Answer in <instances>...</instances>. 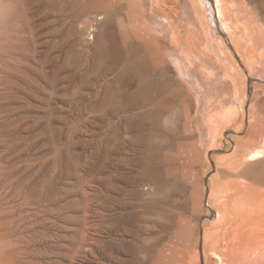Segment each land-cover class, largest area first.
Masks as SVG:
<instances>
[{"label": "rangeland", "instance_id": "1", "mask_svg": "<svg viewBox=\"0 0 264 264\" xmlns=\"http://www.w3.org/2000/svg\"><path fill=\"white\" fill-rule=\"evenodd\" d=\"M181 1L157 0L156 15L152 16L151 6L139 23L144 34H132V38L125 30L132 17L120 3L0 0V264H139L144 255L136 247L160 232L166 218L162 206H190L189 191L181 178L167 186L156 180L152 187L160 184V188L157 186V192L152 188L149 196L143 188L145 161L151 166L158 156L169 152L167 147L175 146L171 140L175 144L185 140L175 134L173 110L148 117L144 106L149 94L156 100L170 93L174 83H184L192 93L183 79L189 78L190 68L173 44V30L180 48L193 53L207 50L212 64H205L211 71L216 69L212 75L216 80L212 79L209 86L214 104L226 91L231 94L226 92L227 98L232 99L233 92L220 34L196 15L194 1L184 0L194 9L188 7L190 15H183ZM237 3L246 18L252 19V30L258 24L264 32V0ZM139 4L142 8L141 0ZM259 37L255 34L250 43L242 41L240 45L247 54L242 62L250 76L247 89L254 130L250 141L262 144L264 34ZM151 44L160 48L162 58L148 65ZM221 71L223 75L218 74ZM220 79L230 84L220 88ZM246 87L242 81V94ZM214 111L205 120L210 127ZM198 136L196 131L197 141ZM210 146L201 145L199 155L205 156ZM146 201L149 214L142 206ZM119 206L124 215L121 227L115 221Z\"/></svg>", "mask_w": 264, "mask_h": 264}, {"label": "bare ground", "instance_id": "2", "mask_svg": "<svg viewBox=\"0 0 264 264\" xmlns=\"http://www.w3.org/2000/svg\"><path fill=\"white\" fill-rule=\"evenodd\" d=\"M102 1H106L108 5L113 3H120L126 7V13L132 17V23L128 25L127 29L125 28V30L126 32H128V34H131L132 38L133 35L144 34L141 31L139 23L141 19L145 17L146 12L149 11V8L151 9V6L154 10L153 12L150 11L152 13V16L156 15V11H155L156 9H154V7L156 6L154 5V3L157 2V0H141L142 8H140V4H139L140 0H102ZM193 1L196 4L195 5L196 15L198 14V17L200 19L204 20L205 18L208 22L210 30H212L216 34H220L219 38H222L220 40H222L221 42L225 46L224 53H226L229 60V64H228L230 65L229 73L231 74L232 82L230 84V82H227L225 79H220L218 85H220V88L223 85L222 87L224 88V84L229 83L231 85L230 87L233 92L232 99L230 98L231 99L230 101V99L227 98L229 97L228 96L230 94L229 92L226 91L227 93H229L228 95L225 92V95L227 96L225 95L223 96L222 93L218 92L223 97L221 98L219 96L221 99H219L214 104L215 100L213 101L212 100L213 98L211 99L210 84L213 79L212 75H215L213 74L214 72L213 70L216 71V69H213L211 71V69L208 68L209 65L207 67L206 66L207 64H205L206 61H208L209 59L208 58L209 56L207 55L206 52L207 50L204 52L198 51L193 53L192 51L186 50V47L185 49L180 48L179 45L180 42L177 40L178 35L176 36L173 30V36H172L173 44H176V47H178L181 50V55H182L181 58L184 61H186V63L190 68V70H188L190 71L188 74L189 78L186 77L183 79L189 84L192 93L189 92V90L183 85L184 83H174L171 92L169 91L170 93L164 96L161 95L162 97L156 100L153 95L151 96L149 94L146 100L144 99L145 101L144 100L143 101H144V106L146 107L147 114L149 113L148 117L154 113L156 117L158 116L156 115V113L164 112L165 110L168 109L173 110L174 112H170V113L171 114L174 113L173 123L175 125V130H174L175 134H177V136L179 135L185 140L177 141L176 144L174 143L175 142L174 140H171L172 144L175 146L167 147L169 152L164 153L162 157L156 156L157 158L154 164L151 163V166L153 164L152 167L147 165V160L145 161L146 165L144 166V170H143L144 187L143 186L142 187L144 189L145 188L147 189V196H149L150 194L148 193L153 188L152 184L157 183L156 180L166 183L167 186L168 185L167 183L169 181H172L175 178L178 179L181 178V180L185 182L184 185H186L187 187L186 190L189 191L190 198L188 199H190V206H188L187 204H183L181 207H174L170 209H169V205L168 208L162 206L163 207L162 211L165 210L164 212L166 218L163 216L164 223L162 222V224H160L161 227L160 232L158 233V235H154V237L148 240L147 243H142V245L136 247L144 255V259L142 261H139V264H264V141L261 142L262 144L260 143L257 144V142L255 141H250V137L253 136L251 132L254 131L251 130L252 113L249 106V100L251 99L250 98L251 96L249 97V91L247 89L249 85L248 78L250 76H249V69L247 68L246 64L242 62V59L245 56H247V54L245 55V52L240 45L242 41H249L250 39H253L255 37V34L262 37L264 32L262 31L261 26L258 24H256V28H255L256 30L255 29L252 30L251 28L252 19L250 20L249 18H246V15L244 14V12H242L240 6L237 3V0H191V2ZM182 4H183L182 5L183 15H190L189 14L190 12H188V7L189 10L194 9L193 6H191L192 4L190 3V1L189 3L187 1L186 3H184L183 0ZM166 15L167 18L168 14ZM181 20L183 21V19ZM172 21L174 22V20ZM187 24L188 23H186V25ZM253 25H255V23ZM159 27L163 29L164 25L161 24ZM206 28H207V24H206ZM162 31L166 32V30L164 29ZM164 32L163 35L165 34ZM250 42L251 41H249V43ZM187 45H189V43H187L186 46ZM147 50L150 60V62L148 61L147 63L148 65L149 63L154 62L158 58H162V54L158 46L156 45L153 46L151 44V47L148 46ZM222 67L225 68L224 66ZM211 68H215V67H211ZM222 71L219 72L218 74L224 73ZM220 75L218 77H220ZM242 81L243 83L245 81L247 86L245 88L246 92L244 94L241 93ZM181 82L183 81L181 80ZM156 88L158 87L156 86ZM152 89L150 87V90ZM226 89L229 88L227 87ZM154 90L156 89L154 88ZM228 100L230 102L229 106H227ZM214 109H215L214 111L215 114L210 122L211 123V127H210L208 126L205 120H207L209 113ZM146 111L143 112L146 113ZM168 116H166V118ZM170 126H172V124ZM152 129L149 128V130ZM158 130L161 129L159 128ZM196 131H198L199 133L198 141L194 139L196 136ZM175 140L177 139L175 138ZM158 145L160 144L158 143ZM199 145L200 146L211 145L210 150L206 153L205 156L199 155V153L201 154L200 148H202ZM157 150L155 151L159 152ZM151 153H154V151L150 152V154ZM149 158H151V156ZM143 161H140L139 159V162H143ZM150 162L151 161H149V164ZM133 176L136 175L133 174ZM137 176H139V174ZM173 181L177 183V180H173ZM159 185L157 184L158 187ZM133 186L136 185L133 184ZM157 186H155L156 189L153 188L155 191L158 188ZM141 188L139 187V189ZM143 192L145 193L146 191L143 190ZM144 193L142 195H145ZM131 195L133 197L134 194H130L128 196ZM141 197L139 196L138 198ZM157 198L159 200L163 199L159 197ZM167 199L171 200L169 198ZM123 201L125 202V200ZM148 202L146 201L142 205L145 207L144 210L145 214H147L150 209ZM162 202H164V200L161 201V203ZM168 202L165 201V203L167 204ZM119 203L120 202H118V204ZM174 204L176 205V203ZM137 209H140V207H138ZM137 209L133 208L132 210L134 211L136 210L135 212H138L139 210ZM116 210H117L116 211L117 214L115 213L116 226L121 227L122 222L124 221L123 219L124 215L123 212L121 211L120 206ZM128 210L129 209H126L127 212ZM161 213L162 212H160V214ZM160 216L162 219V215ZM144 218L146 219V216ZM156 221L157 220L155 219L154 222ZM125 222H127V220ZM124 225H126V223ZM152 227L155 226L151 225V228ZM129 230H131V228ZM114 233L116 234V232ZM145 236H148V234ZM143 241L144 239L142 240V242ZM129 242L131 243V240ZM131 246H133V243ZM126 248L127 247H125V249ZM127 252L128 251L126 250V253ZM131 253H133V250ZM137 253H139L138 250L135 254ZM129 261L130 260H128V262ZM133 264L136 263H134L133 261Z\"/></svg>", "mask_w": 264, "mask_h": 264}]
</instances>
